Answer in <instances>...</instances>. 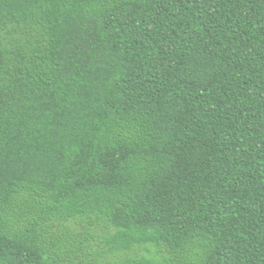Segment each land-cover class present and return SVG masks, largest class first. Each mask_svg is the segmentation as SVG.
<instances>
[{
  "label": "trees",
  "instance_id": "obj_1",
  "mask_svg": "<svg viewBox=\"0 0 264 264\" xmlns=\"http://www.w3.org/2000/svg\"><path fill=\"white\" fill-rule=\"evenodd\" d=\"M0 264H264V0H0Z\"/></svg>",
  "mask_w": 264,
  "mask_h": 264
}]
</instances>
